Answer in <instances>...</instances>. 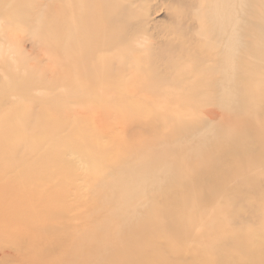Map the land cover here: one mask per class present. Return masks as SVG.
<instances>
[{
  "label": "rangeland",
  "instance_id": "rangeland-1",
  "mask_svg": "<svg viewBox=\"0 0 264 264\" xmlns=\"http://www.w3.org/2000/svg\"><path fill=\"white\" fill-rule=\"evenodd\" d=\"M150 4L146 48L134 50L150 54V63L113 76L98 70L99 83L86 84L97 94L74 95L71 65H58L64 51L53 38L54 1L0 0V213L26 211L35 220L42 264L71 260L82 239L89 264H264V61L254 59L264 49V0L248 9L246 96L237 112L217 100L223 50L200 36L201 2ZM121 76L137 93L118 92ZM210 108L222 115L214 122L219 135L193 149L211 124ZM230 126L239 149L228 141ZM163 148L175 172L149 193L143 222L122 241L123 228L97 232L109 208L100 180ZM165 216L174 226L166 229ZM175 226L183 231L177 241L169 235Z\"/></svg>",
  "mask_w": 264,
  "mask_h": 264
},
{
  "label": "bare ground",
  "instance_id": "bare-ground-1",
  "mask_svg": "<svg viewBox=\"0 0 264 264\" xmlns=\"http://www.w3.org/2000/svg\"><path fill=\"white\" fill-rule=\"evenodd\" d=\"M53 1V38L61 51H64V56L58 57V65L63 66L66 63L71 65L70 79L72 84L70 93L83 95L94 92V94H97V89L92 90L89 88L88 90L86 84L99 83V71H109L107 76H113V70L118 68L129 69V67L147 61L150 63V54L145 53L143 56H139L141 52L146 51H134L146 48L147 45L150 19L154 14V8L150 4V0ZM198 1L201 4L196 11L197 18L195 19L196 22L197 19L199 22L200 36L207 35L209 48L223 50L222 61L216 68L220 74V81L217 85L218 103L229 111H241L244 106L243 99L246 96L245 85L248 76L244 67L248 53V40L245 35L249 24L248 9L251 0ZM260 34L261 44H264V27H261ZM262 48H264V45ZM146 56L148 57L145 58ZM141 58H145L146 61L144 59L141 60ZM254 59L258 63L263 62L264 49L254 55ZM157 75V73L152 74L153 78ZM125 77L121 76L116 81L119 85L118 92L120 94L129 93L131 90V94L137 93L136 89L133 90L131 79L125 80ZM145 98L148 99V97ZM210 109H208L211 112L207 116L209 118L207 120L211 124L199 135L201 141L197 142L195 146H190L193 149L198 150L197 147H199L200 143L205 145L208 140L219 135L218 128L214 126V122H218L222 115L220 112L219 114L218 111L215 112L216 110ZM208 110L202 113L207 115ZM94 116H96V113ZM229 119L224 117L225 122ZM239 126L242 127L240 131H245L247 137H249L250 134L245 125L240 124ZM234 127L237 126H230L228 137L230 136L231 138L228 141L234 148L239 149V137L232 130ZM101 128H103V123ZM245 132L241 134L245 135ZM232 135L236 137L232 139ZM158 150V153L154 152L149 156L139 158L135 162L126 163L121 170L117 171L118 174L115 173L111 179L100 180V185L108 191L103 204L105 207L109 206V208L103 222L96 225L97 232L106 233L116 227L123 228V234L120 239L122 241L126 238L125 233L132 226L143 222V210L149 203V193L159 192L165 182L170 180L175 172V164L171 160L170 153L165 151L164 148ZM199 173L198 171H193L192 175ZM198 176L194 179L195 182H199ZM185 194L188 197L190 196V193ZM207 195H209L208 198H202L204 203L212 200V193H205L203 196ZM215 195H218V189H215ZM215 195L213 199H215ZM14 216L15 214L13 213H0V263L42 264V255L36 243L39 235L35 220L26 211L18 213L16 217ZM165 217L163 218V224L166 229L169 228L170 224L174 226L172 219ZM214 221L212 220V222ZM11 225L15 228L10 230ZM176 228L179 233L171 232L169 234L174 241L180 239L183 234L181 229ZM215 228L217 226L212 224L211 229ZM94 240H96V236L91 235L88 237L89 242L92 243ZM85 242L82 239L79 249L74 253L73 258L64 260L62 264H89L88 255L85 252ZM192 243L196 244L195 241ZM202 245H207V241H204ZM211 247H214L212 242ZM219 252H223V249Z\"/></svg>",
  "mask_w": 264,
  "mask_h": 264
}]
</instances>
